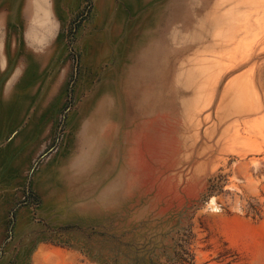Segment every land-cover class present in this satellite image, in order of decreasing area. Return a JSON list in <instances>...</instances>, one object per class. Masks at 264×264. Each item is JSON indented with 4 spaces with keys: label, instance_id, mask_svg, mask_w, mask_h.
I'll list each match as a JSON object with an SVG mask.
<instances>
[{
    "label": "rangeland",
    "instance_id": "rangeland-1",
    "mask_svg": "<svg viewBox=\"0 0 264 264\" xmlns=\"http://www.w3.org/2000/svg\"><path fill=\"white\" fill-rule=\"evenodd\" d=\"M25 1L0 0V264H169L188 233L194 264H264V0Z\"/></svg>",
    "mask_w": 264,
    "mask_h": 264
},
{
    "label": "trees",
    "instance_id": "trees-1",
    "mask_svg": "<svg viewBox=\"0 0 264 264\" xmlns=\"http://www.w3.org/2000/svg\"><path fill=\"white\" fill-rule=\"evenodd\" d=\"M190 234L188 233L186 239L180 244L179 251L175 253L174 257L168 260L169 264H194V256L190 249Z\"/></svg>",
    "mask_w": 264,
    "mask_h": 264
},
{
    "label": "crops",
    "instance_id": "crops-1",
    "mask_svg": "<svg viewBox=\"0 0 264 264\" xmlns=\"http://www.w3.org/2000/svg\"><path fill=\"white\" fill-rule=\"evenodd\" d=\"M42 0H26L25 2H41ZM99 127L97 129V131L92 135V142H86L83 138V135H82V129H81V132H80V141L83 142L84 145H88V144H93V142H96V139H97V136H98V132L100 131V129L102 128V125L101 123L99 122ZM97 125V126H98ZM85 148V147H84ZM83 148V145H82V148L80 150V155H84V153L86 152V149Z\"/></svg>",
    "mask_w": 264,
    "mask_h": 264
},
{
    "label": "bare ground",
    "instance_id": "bare-ground-1",
    "mask_svg": "<svg viewBox=\"0 0 264 264\" xmlns=\"http://www.w3.org/2000/svg\"><path fill=\"white\" fill-rule=\"evenodd\" d=\"M211 210H212V211H216L217 208L213 205V206L211 207Z\"/></svg>",
    "mask_w": 264,
    "mask_h": 264
}]
</instances>
